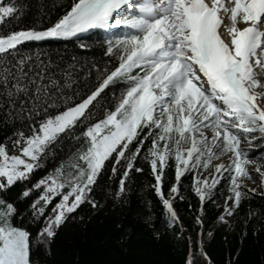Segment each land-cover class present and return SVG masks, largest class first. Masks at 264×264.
Wrapping results in <instances>:
<instances>
[{"label": "snow or ice", "instance_id": "1", "mask_svg": "<svg viewBox=\"0 0 264 264\" xmlns=\"http://www.w3.org/2000/svg\"><path fill=\"white\" fill-rule=\"evenodd\" d=\"M28 7L0 0V125L15 128L0 142V190L27 181L42 160L63 151L66 138L74 147L19 197L40 191L25 210L31 222L44 221L35 238L13 222L25 213L0 198V264H32L33 246L51 254L57 230L82 204L102 207L91 193L109 164L113 176L122 173L114 197L123 201L131 173L144 170L137 161L147 163L168 227L179 223L172 200L183 199L186 174L201 228L218 187L228 193L218 217L224 224L250 194L264 197V0H70L54 23L13 29ZM38 12L46 15L43 3ZM94 30L106 34L108 61L103 70L92 62L95 82L91 69L80 77L87 64L76 55L61 66L63 58L23 50L25 42L75 38L89 51L93 44L81 34ZM173 165L165 198L161 185ZM186 264H193L191 247Z\"/></svg>", "mask_w": 264, "mask_h": 264}, {"label": "trees", "instance_id": "2", "mask_svg": "<svg viewBox=\"0 0 264 264\" xmlns=\"http://www.w3.org/2000/svg\"><path fill=\"white\" fill-rule=\"evenodd\" d=\"M23 2L29 7L19 23H13L15 30L30 27L37 22L41 27L48 26L63 14L62 3L70 4V0ZM40 3L45 5L46 15L43 17H39ZM97 33L91 31L81 34L82 40L93 44L89 51L79 49L75 38L25 42L23 50L33 55L40 52L43 58L51 57L57 62L63 58L64 63L61 66L71 63L72 55H76L80 64H87V67L79 72L80 77L83 78L91 69L89 79L95 82L97 73L96 69L91 67L92 62L95 61L101 70L108 62L107 58L103 57L104 37ZM108 95L111 96V91ZM13 131L14 127L0 125V142H5L6 137ZM73 147L72 142L66 138L63 151L58 152L55 157L49 156L42 160L43 166L36 169L27 181L17 182L6 190H0V198L15 203L20 212L25 213L23 217L16 216L13 222L17 226L26 227L33 238L44 221L41 219L38 223L31 222V213L25 210L38 197L40 191L33 192L30 198L23 201H19V197L26 187H31L57 167L61 160L66 159ZM9 151L10 154H19L11 149L10 144ZM256 154L254 152L253 157ZM136 167H143L144 170L141 173H131L124 200L118 201L114 193L119 187L122 173L113 176L109 164L91 193V198L102 207L93 209L88 203L82 204L57 230L50 245L51 254L43 246H33L32 264H186L190 247L193 264H208L200 254V241L211 264H264V197L259 192L250 194V198L245 199L236 214L224 224L219 222L218 217L223 212L224 198L228 193L223 191L221 195V189L218 187L215 202H206L204 205L201 228L196 223V217L200 215V201L192 191V174H186L182 177L180 185V195L183 199L172 200L179 223L168 227L166 211L152 188L155 180L150 167L142 158L137 161ZM172 183H175L174 165L166 169L161 185L165 198L170 196ZM58 202V198L54 199L46 208L45 215L51 213ZM250 211L256 214L250 217ZM80 217H83V220ZM209 232L212 233L211 236L208 235ZM121 237H125L122 243Z\"/></svg>", "mask_w": 264, "mask_h": 264}, {"label": "rangeland", "instance_id": "3", "mask_svg": "<svg viewBox=\"0 0 264 264\" xmlns=\"http://www.w3.org/2000/svg\"><path fill=\"white\" fill-rule=\"evenodd\" d=\"M222 159L224 160V162H227L226 157H225V158H222ZM204 174H207V173H204ZM256 178H257V180H258V176H257ZM250 187H255V185H250Z\"/></svg>", "mask_w": 264, "mask_h": 264}]
</instances>
